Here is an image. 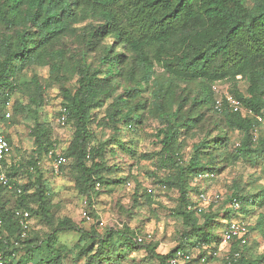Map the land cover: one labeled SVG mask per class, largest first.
Instances as JSON below:
<instances>
[{
    "label": "trees",
    "instance_id": "obj_1",
    "mask_svg": "<svg viewBox=\"0 0 264 264\" xmlns=\"http://www.w3.org/2000/svg\"><path fill=\"white\" fill-rule=\"evenodd\" d=\"M71 37L80 48L68 47ZM109 38L112 43L106 42ZM42 66L50 67L51 79L61 87V105L67 108V123L74 129L61 154L72 161L75 187L90 204L102 188L113 191L131 184L129 177L112 179L110 175L117 170L103 160L109 146L129 151L121 139L120 125L137 129L147 109L159 120L156 137L161 162L175 171L157 185L164 192H179L172 213L187 229L179 245L166 255L156 252L157 244L145 247L158 264H169L181 249L203 250L195 262L207 256V264L212 258L210 248L216 251L222 245L215 232L221 219L212 211L189 209L204 193L193 188L192 182L205 173L220 175L229 163H249L252 157L264 160V135L255 134L261 125L257 116L264 118V0H0V122L6 120V108L13 98L26 95L27 104L16 101L13 109L31 121L30 135L36 147L25 164H10L8 159L0 162V174L6 173L11 186L0 183V261L63 264L65 255L56 248L58 234L72 231L80 235L75 261L115 264L144 247L146 239L140 242L142 237L129 227L110 228L103 235L97 230L88 232L72 219H56L52 214L40 159L56 153L58 147L40 110L53 83L45 86L37 75L26 77L29 70ZM71 67L74 89L67 87L65 78ZM241 82L247 84L246 93L239 87ZM216 83L230 84L229 91L241 101L244 112H233L226 105L222 111L215 108L217 96L212 87ZM147 91L150 97L143 98ZM211 114L216 116V134L210 131L195 142L186 162L182 155L185 140ZM93 126L108 128L113 136L95 145ZM233 133L241 135L234 148ZM5 137L13 148L9 136ZM20 174L27 176L26 183L18 182ZM7 195L12 199H6ZM154 196L155 189L149 193L137 185L133 207L152 206ZM234 201L240 203L239 210L233 209ZM224 204L223 230L226 221L252 217L256 221L249 225L250 236L252 231L264 235V188L252 194L237 185ZM17 210L29 211L31 220L40 218L51 230L46 239L29 236L30 229L22 238ZM230 247L225 264H264V254L247 257L249 242H233Z\"/></svg>",
    "mask_w": 264,
    "mask_h": 264
},
{
    "label": "rangeland",
    "instance_id": "obj_2",
    "mask_svg": "<svg viewBox=\"0 0 264 264\" xmlns=\"http://www.w3.org/2000/svg\"><path fill=\"white\" fill-rule=\"evenodd\" d=\"M106 42L112 43L113 39L109 38ZM68 47L71 50L80 48L78 40L71 37ZM93 56L95 58L98 57L97 54ZM73 73L74 70L71 67L68 69V73L65 74L66 80H69L67 87L72 89H74L76 83V77ZM34 75L39 77L42 85L48 86L53 83L48 90L47 103L40 110V117L52 128L53 139L58 147L57 153H64L72 140L74 129L72 124L67 123L63 126L58 123V110L62 106L61 103L63 101L61 87L51 79L49 66L33 68L26 73L28 79ZM224 85L223 89L230 88V84ZM239 87L246 93L247 84L245 82H241ZM124 88L125 85L122 86L119 93H122ZM149 97L150 92H145L143 98ZM16 101L22 102V104H27L28 102L26 95L18 94L13 98L12 103L6 108V120L0 122V133L9 136L13 145V153L8 162L10 164H25L36 147L30 135L31 121L26 118V115L14 112L13 103ZM98 114L102 118L104 110H101ZM215 117V115L211 114L201 128L197 129L194 135L185 140L182 155L186 162L189 161L192 155L193 144L210 134V131L214 132ZM120 126H122L121 139L125 142L129 151H125L116 145L109 146L106 149L103 160L108 167H115L117 170L110 175L112 179L129 177L130 186H120L114 188L113 191H111L112 187L102 188L94 196L90 204V201L86 197L81 196L75 187L71 160L65 158L66 162L56 171L54 168L55 158L41 156L40 167L47 181L51 211L56 219L70 218L84 230L88 232L97 230L101 235L105 234L110 228L115 231H121L125 227H129L137 235L146 239L145 243H143L144 247L130 252L126 260H121L115 264H158V262L149 258L146 247L150 244H157L156 252L166 255L179 245L182 232L187 229V227H183L182 219L172 213L178 206L179 192L176 189L164 192L157 185L158 180L172 176L175 169L172 166L162 165L161 145L156 137L160 122L149 113L148 109L145 112V119H143L141 125H138L137 129L130 130L127 127H123V125ZM92 129L96 135L95 145L106 142L113 136V131L108 128L93 126ZM257 134L259 136L264 135V124L259 126ZM240 138V133L231 134L233 148ZM251 159L252 162L249 163H229L224 171L215 178L204 180L196 178L192 182L193 188H197L199 192L221 194L223 198L221 204L205 209L207 212L212 211L219 214L221 223L215 232L221 238L223 237V225L226 220L223 211L224 203L231 196L234 187L237 185L241 186L245 192L248 191L252 194H258L264 188V160L257 157H252ZM17 180L23 184L28 181V178L20 174ZM139 184L143 190L155 189V201L152 206L133 207L132 195ZM195 197H197V194H195ZM6 199L11 200L12 197L7 195ZM84 213L89 214V221L84 219ZM129 214L131 215L129 216ZM246 221H248L250 226H253L256 218L248 217ZM49 232H51L50 228L40 218H32L29 236L32 237L37 234L40 240H44ZM79 238L80 235L72 231L58 234L56 248L62 250L65 255L63 264H83L74 260L75 246ZM119 241V238H116V242ZM230 248V245H220L216 251L210 248L208 254L209 256L212 255V258L207 264H225L224 260L228 256ZM202 252L203 250L194 252L195 260L199 258ZM263 254L264 235L252 231L247 257L253 259ZM197 264L202 263L197 261Z\"/></svg>",
    "mask_w": 264,
    "mask_h": 264
},
{
    "label": "built area",
    "instance_id": "obj_3",
    "mask_svg": "<svg viewBox=\"0 0 264 264\" xmlns=\"http://www.w3.org/2000/svg\"><path fill=\"white\" fill-rule=\"evenodd\" d=\"M225 85L221 83H216L213 85V91L216 93V104L215 108L218 111H222L223 107L226 105L230 110L233 112H244L243 105L239 99L234 97L229 89L225 88L223 89ZM10 104H8L9 106ZM69 117V112L66 107L61 106L58 110V123L60 125L67 124ZM257 121L259 124H264V118L261 116H257ZM255 134H257V130H255ZM13 153V148L8 141V139L5 137V135L0 134V162L3 160L9 159L10 156ZM50 158L54 159V168L56 171L60 169V167L66 162L65 157L61 153H54L50 152L49 154ZM199 179H212L215 178L214 174L205 173L198 177ZM0 183L6 186H10L9 179L6 175V173L0 174ZM11 187V186H10ZM97 189L100 188V184H97ZM154 191L153 188H149V193H152ZM222 199L221 194L219 193H201L199 195V200L197 204H193L189 206V209H197L198 212H203L205 209L211 204V203H217ZM192 202L194 203V199H192ZM232 207L235 210L240 209V203L237 201H234L232 203ZM16 217L20 220V225L23 228L22 232V238H25L27 235V231L31 227V214L29 211H20L17 210ZM84 219L87 221L90 220V216L88 213L83 214ZM1 225V223H0ZM250 239V230H249V224L245 220L240 219H234L229 220L225 222V228L224 233L222 237V245H231L233 242H239L242 245H246L249 242ZM139 241L142 242L143 238H139ZM200 250L196 249L195 251ZM194 251V252H195ZM194 252L193 251H186V250H177L175 252L174 256L169 260V264H197L195 262L194 258ZM235 258L239 257V253H235ZM226 259H230L229 255L226 257ZM208 260L207 256H203L200 259V263L204 264ZM199 263V262H198ZM0 264H3L2 261H0Z\"/></svg>",
    "mask_w": 264,
    "mask_h": 264
}]
</instances>
